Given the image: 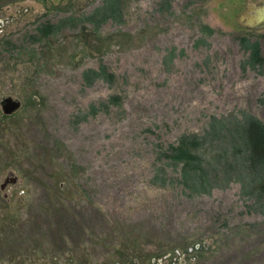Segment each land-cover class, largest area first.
Masks as SVG:
<instances>
[{
	"label": "rangeland",
	"instance_id": "rangeland-1",
	"mask_svg": "<svg viewBox=\"0 0 264 264\" xmlns=\"http://www.w3.org/2000/svg\"><path fill=\"white\" fill-rule=\"evenodd\" d=\"M101 2L0 0V264H264V196L191 192L159 155L212 115L264 121L242 42L264 54V0ZM100 64L113 81L85 83Z\"/></svg>",
	"mask_w": 264,
	"mask_h": 264
},
{
	"label": "trees",
	"instance_id": "trees-1",
	"mask_svg": "<svg viewBox=\"0 0 264 264\" xmlns=\"http://www.w3.org/2000/svg\"><path fill=\"white\" fill-rule=\"evenodd\" d=\"M117 7L118 0H102L96 7V11L102 14L100 20L111 15ZM91 15L87 18L91 19ZM64 19L39 24L37 33L47 35L57 31L66 21ZM242 42L249 51L247 62L264 69V54L260 52L258 41L246 36ZM82 75L87 84L96 78L109 82L114 78L105 64L86 67ZM114 98L116 95H111L109 102ZM159 155L180 165L177 178L191 192H208L215 183L214 179L223 176L226 181L239 180L242 191L256 194L254 201L264 196V121L252 113L243 111L234 120L212 115L202 133H182L175 142L162 147Z\"/></svg>",
	"mask_w": 264,
	"mask_h": 264
},
{
	"label": "water",
	"instance_id": "water-1",
	"mask_svg": "<svg viewBox=\"0 0 264 264\" xmlns=\"http://www.w3.org/2000/svg\"><path fill=\"white\" fill-rule=\"evenodd\" d=\"M256 24H264V8L258 11ZM0 103L4 113H10L14 111L16 108H18L20 105V101L16 98H13L12 96L3 97Z\"/></svg>",
	"mask_w": 264,
	"mask_h": 264
}]
</instances>
